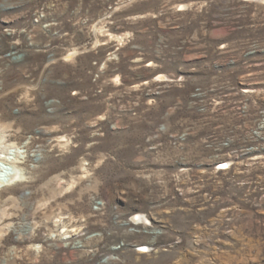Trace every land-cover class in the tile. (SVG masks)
Returning a JSON list of instances; mask_svg holds the SVG:
<instances>
[{
    "label": "rangeland",
    "instance_id": "374dc122",
    "mask_svg": "<svg viewBox=\"0 0 264 264\" xmlns=\"http://www.w3.org/2000/svg\"><path fill=\"white\" fill-rule=\"evenodd\" d=\"M0 132V264H264V0H0Z\"/></svg>",
    "mask_w": 264,
    "mask_h": 264
},
{
    "label": "bare ground",
    "instance_id": "6f19581e",
    "mask_svg": "<svg viewBox=\"0 0 264 264\" xmlns=\"http://www.w3.org/2000/svg\"><path fill=\"white\" fill-rule=\"evenodd\" d=\"M4 136V133L0 132V175L2 173L1 168L4 167L6 169L5 175H3L6 178H0V188L9 187L24 181L22 169L18 165L26 158L25 152L21 151L17 146L4 144ZM140 218L135 217L132 221L136 223L138 220H142L144 224L145 218ZM111 258L112 256L109 257V259Z\"/></svg>",
    "mask_w": 264,
    "mask_h": 264
},
{
    "label": "built area",
    "instance_id": "2783aa9c",
    "mask_svg": "<svg viewBox=\"0 0 264 264\" xmlns=\"http://www.w3.org/2000/svg\"><path fill=\"white\" fill-rule=\"evenodd\" d=\"M1 175H0V178H2V179H5L6 178V176H3V175H5V173H6V169L4 168V167H2L1 168Z\"/></svg>",
    "mask_w": 264,
    "mask_h": 264
}]
</instances>
